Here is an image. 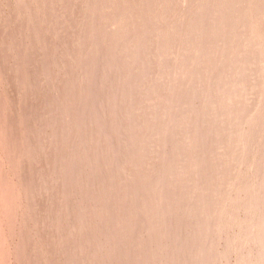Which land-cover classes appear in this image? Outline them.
I'll return each mask as SVG.
<instances>
[{"label": "rangeland", "instance_id": "374dc122", "mask_svg": "<svg viewBox=\"0 0 264 264\" xmlns=\"http://www.w3.org/2000/svg\"><path fill=\"white\" fill-rule=\"evenodd\" d=\"M227 1L0 0V264L257 263V260H254L259 257V252H264V242L260 243L259 239L257 240L261 233L259 228L260 233L258 231L256 233L255 219L258 212L256 208H251L252 212L245 211L244 204H248L250 199L256 197L253 195H257L263 198L258 201L257 208L263 209L264 205V189L262 190V187L259 186V177H257L260 167L257 169L256 164L259 163H255L259 162V159L261 162L264 156V145L260 144H264V131H262L264 127L259 124L264 117L259 122H257L259 117L256 119L257 121L254 120L258 123L257 125L254 121H251L253 123L249 121V117L256 118L258 111L262 110V105L264 109L261 99L263 95H261L260 89L262 88L260 81L264 73V57L260 58L259 62L256 61L255 66L253 65L257 70L251 67L247 75L248 79L233 88L234 96L227 85L221 91L213 90L214 92L212 91L206 96L209 98L212 94L209 102L213 103L210 102V108L214 110H210L209 104H205L207 107L201 105L204 102L200 100L199 93L209 85L215 87V83L219 81L217 78L223 77L221 72L224 75V80L229 77L227 79L229 81L230 77L239 70L241 66H239V59L243 54L244 39L254 46L255 54L258 49L264 47V16H262L264 0H240V4H235L233 16L243 15L245 19L239 28L241 34L238 32L240 35L237 34L238 40L234 39L233 41L237 49L235 51L234 48V53L226 58L228 59V62L225 61L227 62L226 67L225 62L223 63L225 57L220 56L221 53L217 51L220 48H217L211 53L210 62L207 59L209 63L204 60L198 62L194 75L186 70L188 68L190 71V66L195 63L196 59L204 56L208 45L210 46L216 41L213 35L204 34L201 36L194 32L200 25L197 12L203 7L209 9V7L218 6L219 12L223 14L225 9L221 5ZM258 11L262 13L260 16L257 15ZM143 26L146 30L138 38L137 28ZM156 28H160V30H155ZM205 29L208 30V25ZM177 31H180V35ZM222 34L226 33L223 31ZM99 38H102V42L96 43L95 40ZM127 39H133L130 46H127L128 48L126 44L129 42L125 41ZM134 39L139 41L138 46H140L139 43H142V47L144 44L143 49L141 46L140 49L136 46ZM233 42L232 45H234ZM122 43L124 47H121ZM133 44L139 49V54L146 52L145 54L149 57L145 54H136L137 49ZM119 49L120 51L124 50L126 55L124 56L122 51L118 52ZM129 49L132 51H130L131 53H136L130 55ZM116 51L118 55L115 56L113 54L117 53ZM111 52H113V56H108ZM127 53L132 60L127 57ZM251 53L249 52L248 55H255ZM136 55L139 56L136 58ZM140 56L146 57L141 59L144 65H141L142 61H139ZM220 58H224V60ZM133 59L137 61L136 63L139 62L137 66L141 65L143 68L137 67V70L133 66L135 65ZM161 59L163 65L160 63ZM164 61L167 62L166 68ZM202 61L204 65H202ZM122 62L134 64L128 66ZM228 63L232 64L231 67L227 66ZM116 64L120 65L119 68L122 72H119L120 69ZM124 64L129 68L121 67ZM110 65L115 68L109 67L110 74L103 76L102 70ZM215 65L220 68V72L218 70L219 74L216 73L215 76L213 73L210 77L209 72L212 73ZM159 66L164 73L159 71ZM141 70L144 73L140 72ZM139 72L141 75L143 74L142 78ZM159 72L160 77L158 76ZM186 72L191 75L190 78L193 76V79L187 77ZM130 73L135 79L138 78L135 77L138 75L140 78L135 81ZM130 76L129 80L126 79ZM209 77L213 78L211 80L214 81V84L211 83ZM122 79L126 81L125 84ZM130 79H134L133 81L138 84ZM127 80L129 92L125 88ZM188 81L191 82L188 83ZM207 84L209 85L207 86ZM186 85L192 86L190 88ZM186 87L189 88L187 91L192 89L190 94L200 98L198 100L202 103L197 101L199 104L195 101L196 106L191 102L183 106L179 102L173 103L172 99V102H169L172 104L165 108V103L163 105L161 100L168 98L170 91L178 93L181 88L186 90ZM236 88L238 90H235ZM184 90L178 94H183ZM148 91L150 94H147ZM120 92L123 93L119 94ZM176 92L171 94L173 98L177 94ZM213 93L216 101L220 97L217 101L218 104L212 100ZM117 94L124 95L126 98L122 96L118 99L119 95ZM178 94L174 101L179 98ZM229 94H231V101L226 99ZM105 96L111 99L106 101ZM109 96H113L115 99ZM206 97L204 96V100L208 99ZM221 97L226 100L223 102ZM116 99L119 103L113 101ZM104 100L105 103L102 102ZM221 101L223 105L227 101L226 106L228 107L224 105L223 108L241 110L242 114L239 116L243 118L239 117L238 120L236 119L237 121L230 120V118L225 119L227 116H222L220 111L223 108H219L223 106L220 104ZM103 103L107 105L104 106ZM92 104L96 107L99 106L100 109L103 108L97 112L96 117H93L95 123L94 121L90 122L79 132L78 127L85 120L87 111ZM190 104L194 105L193 109ZM215 106H218L217 109ZM176 110L183 111L180 113L182 117L178 119L175 127L170 128L169 125L168 129L166 128L168 131H163L164 129L161 127H163L165 119L173 116ZM192 110L194 111L192 112ZM197 110L200 112L202 110L201 114H198ZM219 111L220 113H218ZM215 112V117L219 115L220 119L213 117ZM111 114L114 115L112 121L109 120ZM204 114L212 116L206 118ZM260 114L261 112L259 116ZM201 117L208 122L205 121L204 126L202 124L204 131L201 129L202 126H200V130L196 126L200 123L198 121L202 120ZM221 117L225 121H232L233 125H230V121L229 125L227 121L223 124L222 120L224 119ZM198 118L201 119L198 120ZM217 120L221 121L219 123L222 127ZM247 120L251 124L249 122L246 124ZM156 121H160L162 124L160 122L158 124ZM217 126L221 130L224 127L228 134L224 129V132L221 133L227 136L229 133L233 135L232 133H235L237 129L239 131V128L243 129L240 130L246 132L243 142L247 139L245 142L251 143L250 147H248L249 144L246 147V143L241 146L223 144L222 142L227 141L228 137L225 136L227 139L221 138V130L216 134L218 130L215 129L214 132V128L218 129ZM194 128L200 132L195 134ZM121 130L122 132L119 134ZM160 130L162 131L160 132ZM163 132L167 136V145L164 146V150L158 143V141L161 143ZM95 135H98L97 141L94 140ZM218 137L223 141L219 143L216 140L219 139ZM179 139L182 140L181 143ZM249 139L251 140L249 141ZM211 142L212 144L215 142L213 148L210 145ZM174 143L181 145L176 156L171 153ZM109 145L113 148L116 147L119 151L111 153ZM224 146L228 148L225 150ZM201 147L202 149H199ZM107 148L109 152H107ZM137 148L141 151L140 156L135 158L138 160L128 159L130 153L136 151ZM204 148L206 150H203ZM158 151L161 153L160 157L157 156L159 155ZM186 161L188 163L185 168L178 174L169 175L170 170L167 171V169H170L171 166L179 167L182 162ZM252 161L254 162L251 163ZM212 163L219 168L222 165V176L215 171L209 172L208 167ZM154 166L155 169L156 167L160 168V170L157 169V171L159 170L157 176L163 184L156 192L160 193L162 189H166L168 196H176L174 199L176 201L173 200L175 203L172 201L173 205L169 204V208L166 206L163 214L157 210L159 219L151 220L152 215L145 216L142 224L128 226L126 212H130L134 207L140 205L141 201H132L131 205L128 203L127 206L124 205V197L120 196V200H118L117 193L124 192L125 196L134 185L135 178L141 175L145 176ZM244 174L247 175L246 178ZM253 179L254 181H252ZM115 180H117L118 192L115 195L107 193V186L115 184ZM209 182V189L206 190L203 187ZM247 182L249 186L253 185L252 188L249 187V189L251 188L249 192L246 191L248 189ZM253 188L255 190H252ZM155 193L152 194L153 199L144 200L147 204L151 202L148 204L151 205L150 207L156 203L158 193ZM92 197L96 198L95 202ZM121 202L122 204H120ZM190 204L193 208L200 206L199 211L192 214L191 208L187 207ZM203 204H208V208L202 210ZM110 206H114L111 209L114 219L113 222L105 224ZM232 212H235V215ZM176 215H183L181 224L176 221ZM233 215L237 217L235 218ZM165 216H169L170 221L168 222L169 233L166 231L167 234H164L163 241L159 240V232L153 236H143L146 229H150V232L152 229H161ZM203 218L209 219L211 223L213 220L214 225L212 223L211 228L196 237L193 235L194 228L192 223L190 224V220L202 221ZM231 221L233 222L231 223ZM251 221H254L255 226L249 223ZM183 222L188 223L185 225ZM218 223L227 225L222 226ZM174 225H179L178 227L181 228ZM173 228L179 231L177 237H175ZM245 230H250V233L248 234ZM113 243H117V245ZM191 244H194L195 247L185 253L187 246ZM203 246L206 248L204 255L201 253ZM106 249L109 250V257L104 258ZM225 249H229V252ZM150 250L153 253L156 252L157 255L152 256L149 253ZM178 251H182L180 255L184 258H173ZM259 261L257 264H264V259Z\"/></svg>", "mask_w": 264, "mask_h": 264}, {"label": "bare ground", "instance_id": "6f19581e", "mask_svg": "<svg viewBox=\"0 0 264 264\" xmlns=\"http://www.w3.org/2000/svg\"><path fill=\"white\" fill-rule=\"evenodd\" d=\"M177 1V0H176ZM179 1V0H178ZM240 0H236V1H231V0H228L227 1V3H224V4H222L221 6H222V8L223 9H225L224 10V12L225 13H223V14H221L220 12H219V9H218V6H214V7H209V9H206L205 7H203V8H201L200 10H199V12H197L198 14V21L200 22V25H199V28L198 29H196V30H194V32H196L197 34H199V35H204V34H209V36L210 35H213L215 38H216V41H214L213 42V44L211 43V45L209 46L208 45V47H207V49H206V51H205V53H204V56L203 57H198L197 59H196V61H195V63L192 65V66H190V71H188V68H186V70H187V72L188 73H193V75L195 74V72H196V70H197V65H198V62H200L201 60H204L205 62H207L209 59H210V56L212 55L211 53L212 52H214V50H216L217 48H220V49H217V51L218 52H220L221 54H220V56L221 57H225V60H224V58L223 59H221V60H224L223 61V63L225 62V61H227L228 59H226V58H229V55H231L232 53H234V48H235V51H236V47H235V44H234V39L236 40H238V37L240 36L239 34H238V32H239V28L243 25V21H244V19H245V16H241V15H238V16H236V17H234L233 16V14H232V12L235 10V6L236 5H238V4H240V2H239ZM183 2V1H182ZM225 2V1H224ZM154 4V3H153ZM236 4V5H235ZM132 7V6H131ZM158 11V10H157ZM219 13V15H217ZM221 14V15H220ZM262 13H260V11H258L257 12V15H261ZM252 15H253V13H252ZM262 16H264V14H262ZM210 22V23H209ZM254 24V23H253ZM208 25V30H206L205 29V27ZM205 26V27H204ZM129 27V26H128ZM164 27V26H163ZM182 27V26H181ZM129 29V28H128ZM146 30V28L143 26V27H141V28H137V32H136V35L138 36V38H140L139 37V35L141 34V33H143L144 31ZM155 30H160V28H156ZM136 31V30H135ZM223 31H224V33H226L225 35H223L222 33H223ZM178 32V34L180 33V31H177ZM240 33V32H239ZM239 36H238V35ZM241 34V33H240ZM133 35L135 36V34L133 33ZM180 35V34H179ZM137 36H135L136 38H137ZM238 36V37H237ZM130 38V37H129ZM132 38V37H131ZM137 38V39H138ZM143 39V38H142ZM130 40V39H129ZM128 39L127 40H125V41H128L127 43L128 44H126V42H124V44H126V47L128 46H130V42L133 40H130L129 41ZM135 40V42H136V46H138V42L139 41H137L136 39H134ZM141 40V39H140ZM144 40V39H143ZM142 40V41H143ZM215 40V39H214ZM245 40V42L243 43V45H242V52H243V54H242V57H241V59H239V61H240V64H239V70H237V72L234 74V75H232L231 77H230V80L229 81H227V79L229 78H226V80H224V75H222V72H221V76H223V77H218L217 79L219 80H217L218 82H216L215 83V87H212V86H210L209 84H207V86L208 87H204L201 91H200V95L199 96H201L200 98H198V97H194V94L193 95H191L190 93V91L192 90V89H190V91H187V89H189V88H187L188 86H190V85H186L187 87H186V90H184L183 88H181V90L180 91H182V90H184V93L182 94L181 93V95H179L178 93L180 92V91H178V93L176 92V91H170V96L168 97V98H166V99H162L161 101H163V103L161 102V101H159L160 103H162L163 105H164V103H165V108H167L168 107V105H171L172 103H170L169 104V102H172L173 101V103L174 102H179V104L180 103H182L183 104V106L184 105H188L189 104V102H191V103H195V101L197 102V101H199V102H201L200 100H202V102H204L203 104H201V105H205V104H209V108H210V105H211V103L209 102V98H210V100H211V97H212V94L210 95L211 97H206V96H208L209 95V93H212V91L214 90V91H216V92H219V91H221V89L222 88H224L226 85H227V87H230V91H231V93L233 92V88H235V87H237V85H241L242 83H244L248 78V73H249V70L251 69V67H254L256 64H257V62L256 61H258L259 62V60H260V58L262 59L263 57H264V47H262V48H260V49H258V52H256L257 54H255V50H254V46H252L251 44H250V42H247L246 41V39H244ZM95 41H97L96 43H99V42H102V38H99V39H96ZM141 41V42H142ZM261 41H262V37H261ZM134 41H133V43H135ZM143 42H145V41H143ZM232 42H233V44L234 45H232ZM140 44V46H141V44L142 43H139ZM145 44H146V42H145ZM258 44V43H257ZM133 46H135V44H133ZM135 46V47H136ZM140 46H138V48L140 47ZM121 47H124L123 46V43H122V46ZM127 47V48H128ZM131 47H132V43H131ZM142 47V46H141ZM143 47H144V44H143ZM143 47H142V49H143ZM137 47H136V49H137V53L136 52H134V53H131L132 51L130 50V49H132V50H135V49H133V48H130L129 50H128V53H130V55L131 54H139L140 53V51L138 52V50L140 49H138ZM141 49V50H142ZM220 50V51H219ZM254 50V51H253ZM122 51V50H121ZM120 51V49H119V51L118 52H121ZM131 51V52H130ZM117 52V51H116ZM118 52L117 53H115V54H113V55H118ZM127 52V51H126ZM142 52V51H141ZM143 52H144V50H143ZM217 52V53H218ZM251 53V54H255V55H251V56H249L248 55V53ZM112 53L113 52H111L110 54H108V56H111L112 55ZM125 52H124V50L122 51V54H124ZM127 53V57H129L130 55ZM146 52H144V54H145ZM142 55H144L143 53H141ZM141 54H139V55H141ZM149 54V53H148ZM152 54H154V53H152ZM112 55V56H113ZM121 55V54H120ZM126 54H124V56H125ZM129 55V56H128ZM139 55H136L135 57L137 58V56H139ZM147 54H145V56H146ZM108 56H107V58H108ZM133 56V55H132ZM144 56V58H146ZM148 56V55H147ZM127 57H125V58H127ZM141 57V56H140ZM139 57V61H142L144 58L143 57H141L140 58ZM149 57V56H148ZM231 57V56H230ZM129 58H131V57H129ZM135 58V59H136ZM143 58V59H142ZM142 59V60H141ZM208 59V60H207ZM211 59H212V57H211ZM128 60V59H127ZM131 60H132V58H131ZM136 60H138V59H136ZM136 60H134L133 59V61H135L134 63H135V65H133L135 68H139L140 69V67H141V65H144V64H142L143 63V61L141 62V65H139V66H137V64L139 63H136L137 61ZM133 61H131V62H133ZM147 61H148V59H147ZM162 61V59L160 60V63L163 65V63L161 62ZM232 61V60H231ZM237 61H238V59H237ZM236 61V62H237ZM131 62H129L128 64L126 63V62H122V63H126L128 66H129V64H134V63H131ZM145 62H146V60H145ZM144 62V63H145ZM159 62V61H158ZM209 62H210V60H209ZM209 62H207V63H209ZM218 61L216 60V63H217ZM220 62H222V61H220ZM228 62V61H227ZM227 62H225L224 63V65H225V67H226V63ZM235 62V63H236ZM119 63V62H118ZM147 63V62H146ZM159 63V65H161ZM167 63V62H166ZM166 63H165V61H164V66H165V68H166ZM168 63H169V61H168ZM202 63H203V61H202ZM216 63H214V64H216ZM256 63V64H255ZM200 64V63H199ZM206 64V63H205ZM211 64V63H210ZM218 64V66H220L219 65V63H217ZM216 64V65H217ZM109 65V64H108ZM117 65V64H116ZM126 65V66H127ZM202 65H204V63L202 64ZM213 65V64H212ZM215 65V66H216ZM221 65H223L222 63H221ZM223 65V66H224ZM230 65V63H228V65L227 66H229ZM232 65V64H231ZM231 65H230V67H231ZM254 65V66H253ZM112 65H110V66H107V67H105L102 71L103 72H101V74L103 73V76H108L109 74H110V72L108 71V69H109V67H111ZM118 66V65H117ZM116 66V67H117ZM120 66V65H119ZM119 66H118V68H119ZM123 66H125V64L124 65H121V67H123ZM126 66H125V68H126ZM127 66V68H129ZM145 66H147L146 64H145ZM144 66V67H145ZM163 66V67H164ZM237 66V65H236ZM130 67H132V66H130ZM208 67H210V66H208ZM222 67V66H221ZM224 67V70L226 69ZM111 68H113V67H111ZM115 68V67H114ZM113 68V69H114ZM117 68V69H118ZM138 68H137V70H138ZM143 67H141V69H142ZM159 68H160V66H159ZM158 68V69H159ZM255 68V67H254ZM113 69H111V70H113ZM117 69H115V70H117ZM120 69V68H119ZM118 69V70H119ZM124 69V68H123ZM200 69V68H199ZM213 69V68H212ZM220 68L219 67H215L214 69H213V71H212V73H210L209 72V74H210V77H211V74H215V76H216V73L217 74H219L217 71L219 70ZM222 69V68H221ZM227 69H228V67H227ZM110 70V69H109ZM126 70V69H125ZM124 70V71H125ZM130 70V69H129ZM131 70H133V69H131ZM137 70H134L135 72H137ZM209 70V69H208ZM223 70V69H222ZM252 70H254L253 68H252ZM255 70H257L256 68H255ZM108 71V74L106 73ZM127 71V70H126ZM125 71V72H126ZM133 71V72H134ZM160 72H163V70L161 71V68H160V70H159ZM119 72H122V70L120 69V71ZM128 72V71H127ZM132 72V73H133ZM134 72V73H135ZM140 72H143L144 73V71H140ZM140 72H139V74H140ZM160 72H159V74H158V76L160 75ZM187 72H186V74H187ZM219 72H220V70H219ZM229 72V71H228ZM251 72V71H250ZM113 73H115L114 72V70H113ZM112 73V74H113ZM116 73H118V72H116ZM132 73H130V75H132ZM146 73V72H145ZM164 73V72H163ZM163 73H161L162 75H163ZM100 74V75H101ZM104 74H107V75H104ZM120 74V73H119ZM126 74V73H125ZM127 74H129V73H127ZM224 74V73H223ZM264 74V73H263ZM262 74V80L260 81L261 82V85H262V88H260L261 89V95H263V97L261 98L262 99V103H264L263 101H264V75ZM99 75V76H100ZM122 75V74H121ZM136 75V74H135ZM141 75V74H140ZM143 75V74H142ZM141 75V78L143 77ZM145 75V74H144ZM176 75V74H175ZM188 75V74H187ZM201 75V74H200ZM102 76V75H101ZM126 76V75H125ZM189 76H191L190 74L187 76V77H189ZM212 76H214V75H212ZM214 76V77H215ZM219 76V75H218ZM229 76V75H228ZM135 77H138V78H140V76L138 75V76H135ZM160 77V76H159ZM170 77V76H169ZM175 77V76H174ZM210 77H209V79H210ZM227 77V76H226ZM129 78H131V76L130 77H127L126 79H128L129 80ZM132 78H134V76L132 75ZM138 78H134L135 79V81H137L138 80ZM190 78V77H189ZM100 79V78H99ZM107 79V78H106ZM105 79V80H106ZM133 79V80H134ZM155 79H157V78H155ZM175 79V78H174ZM190 79H193V76H192V78H190ZM211 79H213V78H211ZM210 79V80H211ZM221 79V80H220ZM261 79V78H260ZM122 80H124V79H122ZM128 80H127V86H125V88H127L126 90L128 91V89H129V83H128ZM131 81H133L132 79H130ZM173 80V79H172ZM189 80V79H188ZM209 80V81H210ZM102 81V80H101ZM125 81V80H124ZM154 81V80H153ZM215 81H216V79H215ZM134 82V81H133ZM133 82H131V83H133ZM139 82V81H138ZM155 82V81H154ZM189 82H191V81H188V83ZM214 82V81H213ZM212 82V80H211V83H213ZM259 82V83H260ZM124 84L126 83V81L125 82H123ZM135 84H138V83H136V82H134ZM214 84V83H213ZM212 84V85H213ZM193 85V84H192ZM191 85V86H192ZM229 85V86H228ZM244 85V84H243ZM130 86H131V84H130ZM191 86H190V88H191ZM247 86V85H246ZM184 87V86H183ZM242 86H240V89H242L241 88ZM193 88V87H192ZM239 88V87H238ZM123 89H124V87H123ZM122 89V91L124 92V90ZM226 89V88H225ZM130 90H132L131 88H130ZM147 90H149V89H147ZM175 90V89H174ZM227 90V89H226ZM235 90H238L237 88L235 89ZM127 91H125L126 93H127ZM150 91V90H149ZM148 91V92H149ZM213 91V92H214ZM122 92V93H123ZM129 92V91H128ZM171 92H173V93H171ZM177 93L178 95H179V98L177 99L176 98V100L174 101V98H175V96H177V94L176 95H174V98L171 96V94H174V93ZM193 92V91H192ZM223 92H224V90H223ZM240 92V91H239ZM121 92L119 93V94H122ZM126 93H125V96H126ZM236 93V92H235ZM242 93V92H241ZM119 94H117V95H119ZM133 94V93H132ZM147 94H150V92L149 93H147ZM151 94H152V92H151ZM214 94V93H213ZM220 94V93H219ZM227 94V93H226ZM243 94V93H242ZM127 95H128V93H127ZM130 95V94H129ZM145 95V94H144ZM169 95V94H168ZM217 95H218V93H217ZM222 95V94H221ZM232 95H233V93H232ZM123 97H125L124 95H122ZM122 96H120L119 95V98L118 99H120ZM146 96V95H145ZM148 96V95H147ZM167 96V95H166ZM165 96V97H166ZM204 96L206 97V98H208V99H206V100H204ZM214 96H215V94L213 95V99L212 100H214V101H216L215 99H214ZM223 96V95H222ZM234 96V95H233ZM232 96V98H234ZM106 97V96H105ZM109 97H112V99L114 98L115 99V97H113V96H109ZM129 97V96H128ZM127 97V98H128ZM131 97V96H130ZM164 97V96H163ZM172 97V98H171ZM217 97V96H216ZM215 97V98H216ZM218 97H219V95H218ZM226 97H228V98H226V99H230L231 98V94H229V96H226ZM241 97V96H240ZM117 98V97H116ZM126 98V97H125ZM220 98V97H219ZM219 98H218V100L217 101H219ZM222 99H223V97H221ZM109 99H111V98H108V96L105 98V100L106 101H109ZM123 99V98H122ZM130 99V98H129ZM173 99V100H172ZM198 99H200V100H198ZM221 99V100H222ZM225 98L223 99V102L226 100ZM241 99V98H240ZM102 101V102H106V101ZM172 100V101H171ZM232 99H230V101H231ZM111 102H115L116 101V103L118 102L119 103V101H117V99L116 100H110ZM125 101V100H124ZM216 101V103L218 104V102ZM236 101V100H235ZM113 102V103H114ZM199 102H197V103H199ZM201 102V103H202ZM222 101H221V103L220 104H222L223 103ZM227 102V101H226ZM226 102H225V107H228V106H226ZM104 103H103V105H104ZM112 103V104H113ZM196 103V104H197ZM237 103V102H236ZM96 104V103H95ZM109 104V103H108ZM176 104V103H175ZM193 104H190V105H192V109H193V107H194V105ZM200 104V103H199ZM199 104H197V105H199ZM213 104V103H212ZM102 105V106H103ZM107 104H105L104 106H106ZM110 105V104H109ZM159 105V104H158ZM163 105H162V107H163ZM167 105V106H166ZM201 105L198 107L199 108V110H200V107H201ZM207 105H205L206 107H207ZM214 105H216L215 103H214ZM223 105V104H222ZM224 105L222 106V107H219V108H223L224 107ZM120 107H121V104L119 105ZM181 106V105H180ZM179 106V107H180ZM196 106V105H195ZM204 106V107H205ZM242 106H244V105H242ZM261 106V105H260ZM99 107V106H98ZM98 107H96V105L94 106L93 104L91 105V107L88 109V111H87V114H86V118H85V120L82 122V124H80L79 125V127H78V129H79V132L86 126V125H88L90 122H92V121H94V116L95 115H97V112H100V110L103 108V107H101V109L100 108H98ZM160 107V105L158 106V108ZM161 107V108H162ZM185 107H187V106H185ZM211 107H213V106H211ZM216 108L215 109H217V107L218 106H215ZM112 108V107H111ZM111 108H109V109H111ZM161 108H160V110H161ZM181 108V107H180ZM197 108V109H198ZM229 108H230V106H229ZM232 108V107H231ZM240 108V107H239ZM107 109V108H106ZM164 109V108H163ZM183 109H185V108H183ZM187 109V108H186ZM185 109V110H186ZM189 109H191V107H189ZM224 109V111L222 112V110ZM222 110H220L221 111V115L222 116H227L225 119H229L230 118V120H233L234 119V121L237 119H239V117H242V116H239L240 114H242L241 113V110L239 111V109L237 110V111H235L236 109L235 108H233V109H227V108H223ZM241 109V108H240ZM166 110V109H165ZM164 110V111H165ZM172 110H173V108H172ZM196 110V109H195ZM199 110H197V113L199 114H201V112H202V110H201V112L199 111ZM204 110V109H203ZM210 110L212 111V110H214L213 108H210ZM264 109H263V105H262V110H260V112H261V114H260V116H259V111H258V114H256V118L255 119H253V116H252V118L251 117H249L250 118V122L251 121H257L256 119L259 117V120L257 121V122H259V121H261L262 119H263V117H264V111H263ZM115 111V110H114ZM190 111V110H189ZM189 111H187L188 113H189ZM194 110H192V112H193ZM210 111V112H211ZM220 111L218 112V113H220ZM181 112H183V111H175V114L173 115V116H171V117H169L168 119H165V123L164 124H162L160 121H156L158 124H159V122H160V124H162V126L163 127H161V128H163L164 130L163 131H168V130H166V128L169 126L170 128H173V127H175L176 126V122L178 121V119H180L182 116V114H180ZM205 112H208V111H205ZM168 113V112H167ZM166 113V114H167ZM171 113V112H170ZM218 113H217V115H218ZM158 114H159V112H158ZM165 114V113H164ZM193 114V113H192ZM194 114H196V113H194ZM193 114V115H194ZM203 114V113H202ZM211 114L213 115V113L211 112ZM254 114V113H253ZM197 115V114H196ZM205 115V114H204ZM210 115V114H209ZM212 115H210V116H212ZM215 115H216V112H215V114H214V118H216L217 119V117L219 116H217V117H215ZM258 115V116H257ZM161 116H162V114H161ZM202 116V115H201ZM210 116H204V117H210ZM96 117V116H95ZM114 117V115H112L111 114V116H109V120H111L112 121V118ZM193 117V116H192ZM200 117V116H199ZM220 117V116H219ZM218 117V118H219ZM246 117V116H245ZM248 117V116H247ZM152 118V117H151ZM159 118V117H158ZM164 118V117H163ZM185 118V117H184ZM202 118V117H201ZM200 118V119H201ZM205 118V119H206ZM222 118V117H221ZM243 118V117H242ZM262 118V119H261ZM127 119V118H126ZM133 119V118H132ZM187 119V118H186ZM197 118H196V116H195V120H196ZM199 118H198V120H200ZM215 119V120H216ZM220 119V118H219ZM222 119H224V118H222ZM221 119V120H222ZM225 119L224 120H222L223 121V124H224V122H226L225 121ZM252 119V120H251ZM261 119V120H260ZM108 120V121H109ZM157 120V119H156ZM162 120V119H161ZM184 120V119H183ZM193 120V119H192ZM191 120V121H192ZM229 120V121H230ZM236 120V121H237ZM247 120V122H246V124L249 122ZM107 121V120H106ZM151 121V120H150ZM180 121V120H179ZM205 121L207 122V120H204L203 118H202V120H200V121H198V122H200L198 125H196L197 126V128H199V130H200V126H202V124H203V126H204V123H205ZM220 121V120H219ZM219 121L217 120V122L219 123ZM229 121H227V123L229 122ZM243 121V120H242ZM241 121V122H242ZM254 121V123H255V125H257L258 123L257 122H255ZM263 121V122H262ZM261 121V123L259 122V124H261V126L262 127H264V125H262V123H264V119ZM110 122V121H109ZM108 122V123H109ZM123 122V121H122ZM156 122H155V124H156ZM197 122V121H196ZM217 122H215L216 124H217ZM221 122V121H220ZM232 121H230V125L232 124L231 123ZM249 122V123H250ZM94 123H95V121H94ZM102 123H104L103 121H102ZM107 123V124H108ZM208 123V122H207ZM251 123H253V122H251ZM250 123V124H251ZM106 124V125H107ZM215 124V125H216ZM220 124V123H219ZM234 124H236V123H234ZM195 125V124H194ZM218 125V124H217ZM228 125H229V123H228ZM233 125V124H232ZM254 125V126H255ZM128 126V125H127ZM127 126H126V128H127ZM203 126H202V130L204 131V128H203ZM220 126H221V124H220ZM225 126H227V125H225ZM253 126V125H252ZM260 126V125H259ZM129 127V126H128ZM184 127V126H183ZM188 127V126H187ZM190 127V126H189ZM206 127V126H205ZM218 127V126H217ZM222 127V126H221ZM197 128H194V133L196 134L197 132H200V131H198L197 130ZM207 128V127H206ZM220 127H218V129L217 128H214V132L216 131V130H218V132H216V134L217 133H219V131L221 130V128L219 129ZM227 128V127H226ZM123 129V128H122ZM124 129H125V126H124ZM128 129V128H127ZM152 129V128H151ZM160 129V128H159ZM168 129V128H167ZM216 129V130H215ZM223 129H224V131L226 132V130H225V128L223 127ZM223 129L220 131V133L223 131ZM228 129V128H227ZM235 129V128H234ZM234 129H232L233 131H234ZM250 129V128H249ZM254 129V128H253ZM258 130H259V128H257ZM256 129V130H257ZM261 129V128H260ZM155 130V129H154ZM171 130V129H170ZM188 130H190V129H188ZM201 130V131H202ZM211 130H213V129H211ZM229 130V129H228ZM240 130H243V129H240L239 128V131H238V129H237V133L235 132V133H232L233 135H230V133H229V136H227L226 134H222V137L221 138H226L225 136H227L228 137V139H227V141H224V142H222L223 140L221 139L220 140V138L219 139H216V140H218V142L220 143V142H222L223 144L225 143V145H227V146H231V144H235V145H239V146H241L243 143H244V145H245V141L247 140H245L244 142H243V140L245 139L244 137H245V135H246V132L245 131H240ZM257 130V131H258ZM162 130H160V132H161ZM206 131H208V130H206ZM223 131V132H224ZM231 131V130H230ZM229 131V132H230ZM261 131V130H260ZM262 131H264V130H262ZM120 132H122V130L121 131H119V134H120ZM131 132V131H130ZM186 132H187V129H186ZM211 133H212V131H210ZM213 132V133H214ZM250 132V131H249ZM112 133V132H111ZM127 133H128V131H127ZM202 133H204V132H202ZM227 134H228V132H226ZM256 133V132H255ZM260 133H262V132H260ZM264 133V132H263ZM262 133V134H263ZM160 134V133H159ZM163 136L161 137V138H159V139H161V143H160V141H158V143H159V145L161 146V148L163 149V148H165L166 146L165 145H167V142H166V133L165 132H163ZM181 134V133H180ZM183 134V133H182ZM209 134V133H208ZM215 134V133H214ZM213 134V135H214ZM221 134H220V136H221ZM235 134V135H234ZM259 134V133H258ZM115 135V134H114ZM113 135V136H114ZM124 135H127V134H125L124 133ZM212 135V134H211ZM248 135V134H247ZM252 135V134H251ZM261 135V134H260ZM96 136V135H95ZM215 137H216V135H214ZM213 136V137H214ZM224 136V137H223ZM128 137V136H127ZM184 137H185V135H184ZM214 137V138H215ZM260 137V136H259ZM263 137V136H262ZM93 138H94V136H93ZM105 138V137H104ZM106 138H107V135H106ZM105 138V139H106ZM181 138V137H180ZM259 139V138H258ZM262 139V138H261ZM94 140H98V135L96 136V138L94 139ZM140 140V139H139ZM179 140H181V139H179ZM184 140V139H183ZM220 140V141H219ZM251 139H249V141H250ZM127 141V140H126ZM129 141V140H128ZM141 141V140H140ZM190 141V140H189ZM260 141V140H259ZM139 142V141H138ZM179 142V141H178ZM182 142V140L180 141V143ZM209 142V141H208ZM248 142V141H247ZM263 142H264V140H263ZM126 143H128V142H126ZM130 143V142H129ZM157 143V144H158ZM215 142H213V144H214ZM258 143V142H257ZM260 143V142H259ZM131 144V143H130ZM213 144H212V142H211V144L210 145H212V148H213ZM216 144H218V143H216ZM249 144V145H248ZM246 143V147H247V145H248V147H250V145H251V143ZM256 144V143H255ZM261 145H264L263 143H260ZM129 145V144H128ZM140 145V144H139ZM209 145V146H210ZM258 146H259V144H257ZM260 145V146H261ZM141 146V145H140ZM159 146V147H160ZM165 146V147H164ZM189 146V145H188ZM215 146V145H214ZM223 146V145H222ZM225 147V150H226V148H228V147ZM123 147H124V145H123ZM183 147V146H182ZM205 147V146H204ZM208 147V146H207ZM223 147V148H224ZM233 147V146H232ZM245 147V146H244ZM254 147H255V145H254ZM118 148H120V147H118ZM188 148V147H187ZM206 148V147H205ZM203 149V150H206V149ZM230 148V147H229ZM239 148V147H238ZM242 148V147H241ZM240 148V149H241ZM260 148V147H259ZM160 149V148H159ZM180 149H181V145H178V144H176V143H174L173 145H172V147H171V153H172V155H175L176 153H179V151H180ZM184 149V148H183ZM182 149V150H183ZM199 149H202V147L201 148H199ZM209 149L211 150V148L209 147ZM245 149V148H244ZM244 149H242V150H244ZM249 149V148H248ZM251 149H252V147H251ZM257 149V148H256ZM263 149H264V147H263ZM118 149L115 147V148H113L112 146H110L109 145V151L112 153H114L115 151H117ZM161 150V149H160ZM164 150V149H163ZM208 150V149H207ZM232 150V149H231ZM262 150V149H261ZM108 151V148H107V152H109ZM119 151V150H118ZM147 151V150H146ZM245 151V150H244ZM264 151V150H263ZM205 152H207V151H205ZM209 152V151H208ZM253 152V151H252ZM255 152V151H254ZM262 152V151H261ZM125 153V152H124ZM123 153V154H124ZM141 153V151L140 150H138V148L136 149V151H133L132 153H130V155H129V157H128V159H135V158H137V156L139 155ZM158 153H159V151H158ZM191 153H192V151H191ZM248 153V152H247ZM250 153V152H249ZM86 154V153H85ZM84 154V155H85ZM126 154V153H125ZM193 154V153H192ZM264 154V153H263ZM160 155H161V153H159V155H157V156H159L160 157ZM140 156V155H139ZM176 156V155H175ZM261 157H262V154L260 155ZM255 157H256V155H255ZM264 157V156H263ZM263 157H262V159H261V162H260V159H259V162H255V163H259V164H256L257 166H255V167H257V169L259 168V174H258V176L257 177H259V186H261L262 187V190L264 189V159H263ZM127 158V157H126ZM135 160H138V159H135ZM130 161V160H129ZM254 161H256V160H254ZM254 161H252L251 163H253ZM258 161V160H257ZM131 162V161H130ZM175 162V161H174ZM226 162V161H225ZM188 162L186 161L185 163L184 162H182L181 163V166H171V168L170 169H167V171L168 170H170L169 172H170V174L169 175H174V174H178L179 173V171H181L183 168H185V165L187 164ZM250 164V163H249ZM219 165V164H218ZM247 165V164H246ZM255 165V164H254ZM222 166V165H221ZM221 166H220V168L216 165V164H214V163H212V164H210L209 165V167H208V169H209V172H211L212 173V171H215L216 173H218V175H223L222 173V169H221ZM253 167V166H252ZM168 168V167H167ZM225 168V167H224ZM223 168V169H224ZM157 169H159L160 170V168H158V167H156V169H155V166H154V168H152L151 170H149L148 172H147V174L145 175V176H143V175H141V176H137L136 178H135V183H134V185L130 188V190H129V192L127 193V194H125V196H124V192L123 193H119L118 192V189H117V180H115L116 182H115V184H112V185H110V186H107V193H109V194H113V195H115V193L116 192H118L117 194H118V196H119V198H118V200H120V196L121 197H124L123 199V202H124V205H127L128 203L130 204V203H132V201H136V200H140L141 201V203H140V205H138V206H136V207H134L130 212H126L127 214V225L128 226H136V225H138V224H140L141 222H143V219H144V217L146 216V217H150L151 215H152V218H151V220H155V219H159L160 218V216L158 215V213H157V210H160V213L161 214H163L164 213V211H165V207L167 206L168 208H169V206L170 205H173V204H171V202L174 200V199H176V196H173V197H171V196H168L167 195V190L166 189H162L161 190V192L159 193V192H156L157 190H158V188L159 187H161V186H163V184H161V181L159 180V178H158V171H157ZM226 169H227V167H226ZM226 171V170H225ZM225 171H224V173H225ZM247 171V170H246ZM246 171H244V172H246ZM242 174V173H241ZM247 174V173H246ZM134 176V175H133ZM160 176V175H159ZM192 176V175H191ZM247 176V175H246ZM246 176H245V174H244V177L246 178ZM241 177H243V176H241ZM250 177V176H249ZM248 177V178H249ZM247 178V179H248ZM167 179V178H166ZM240 179V178H239ZM244 179V178H243ZM246 180V179H245ZM240 181V180H239ZM246 181H249V180H246ZM245 181V182H246ZM252 181H254V179L252 180ZM256 181V180H255ZM244 182V183H245ZM250 182V181H249ZM161 184V185H160ZM247 184H248V182L246 183V186H247ZM250 185H251V183H250ZM209 186H210V182H209V184L207 183V185H205L203 188H205L206 190H208L209 189ZM241 186V185H240ZM239 186V187H240ZM243 186V185H242ZM252 186L253 185H251V186H249V184H248V189L246 190V191H248L249 192V190H251V188H252ZM109 187V188H108ZM165 187H167V186H165ZM249 187H251L250 189H249ZM82 188V187H81ZM243 188H245L244 186H243ZM243 188H241V189H243ZM240 189V188H239ZM259 189V188H258ZM252 190H255L254 188L252 189ZM124 191V190H123ZM244 191H245V189H244ZM245 191V192H246ZM256 191H257V189H256ZM260 191V190H259ZM259 191H258V195H259ZM158 193V196H157V200H155L156 201V203H155V205L153 206V207H150L151 205H148V204H150L151 202H148V204L146 203V202H144V200H146V201H149V199H151L152 198V194H154V193ZM217 192H218V189H217ZM155 193V194H156ZM181 193V192H180ZM253 193V192H252ZM256 194H257V192H256ZM179 195V194H178ZM261 195V194H260ZM156 196V195H155ZM230 196V195H229ZM253 196H256V197H251L252 199H250V202L248 203V201H247V203L248 204H244L245 206V211L246 210H249V211H247V212H252L250 209L251 208H256V211L258 212H256L255 214L257 215V218L255 219L256 220V226H257V230H256V233H257V231L260 233V231H261V233H260V237L259 236H257L258 234H256V236L257 237H259V238H257V240L259 239V242L260 243H263L264 242V205L262 206L263 207V209L261 208H257V206H258V204H259V200H261V199H263L262 197H260V196H257V195H253ZM179 197V196H178ZM177 197V198H178ZM93 198V202H95L96 201V198L95 197H92ZM153 199V198H152ZM179 199V198H178ZM121 200H122V198H121ZM174 201H176V200H174ZM172 202V203H175V202ZM179 201V200H178ZM264 201V200H263ZM117 202V201H116ZM115 202V203H116ZM120 202V201H119ZM231 203V202H230ZM120 204H122V202L120 203ZM153 204V203H152ZM170 204V205H169ZM229 204V203H228ZM264 204V203H263ZM131 205V204H130ZM129 205V206H130ZM169 205V206H168ZM208 205V204H207ZM206 204H203L202 205V210H205V209H207L208 208V206H207ZM120 206V205H119ZM128 206V205H127ZM243 206V205H242ZM114 206H110V210L107 212V221L105 222V224H107V223H110V222H113V219H114V215L112 216V212H111V209L113 208ZM187 207H189V208H191V213L192 214H194L197 210L199 211V209H200V206L198 207V208H193V206L190 204V205H187ZM196 207V206H195ZM243 207V208H244ZM131 208V207H130ZM233 208V207H232ZM124 209V208H123ZM259 211H258V210ZM243 210V209H242ZM128 211V210H127ZM232 211H234V210H232ZM237 211V210H236ZM229 212V211H228ZM254 212H255V209H254ZM234 215H235V212H232ZM148 214V215H147ZM229 214V213H228ZM77 215V214H76ZM173 215V214H172ZM229 215H231V214H229ZM233 215V217H235ZM227 216V215H226ZM119 217H120V215H119ZM229 217V216H228ZM231 217V216H230ZM232 217V218H233ZM237 217V216H236ZM235 217V218H236ZM256 217V216H255ZM130 218V219H129ZM170 218H169V216H165L164 218H163V225H162V228L161 229H159V230H156V229H152V231L150 232V229H146L145 230V232H144V235L143 236H145V237H147L148 235H150V236H153L156 232H159L158 233V237H159V240L160 239H162V240H160V241H163L164 239H165V235L167 234V232H168V228H169V220ZM175 219H176V221L177 222H179L180 224L182 223V221H183V215H176L175 216ZM186 219V218H185ZM145 220V219H144ZM173 220H174V218H173ZM215 220V219H214ZM224 220V219H223ZM228 220V219H227ZM227 220H225L226 222H227ZM254 220V221H255ZM124 221V220H123ZM157 221V220H156ZM175 221V222H176ZM187 221V220H186ZM191 222H190V224L192 223V225H193V228H194V230H193V232H194V236H196V237H198V235L199 234H201L202 235V233H204V231H206V230H208L209 228H211V224L213 223V225H214V222H213V220H212V223L209 221V219H205V218H203L202 219V221L201 220H197V221H194V220H190ZM235 221V220H234ZM253 221V222H254ZM174 222V221H173ZM188 222H189V220H188ZM188 222H186V223H184L185 225L188 223ZM216 222V221H215ZM233 221H231V223H232ZM252 221L251 222H249V223H251L252 224V226L254 225L255 226V224L253 223ZM172 223V222H171ZM217 223V222H216ZM220 223V222H219ZM218 223V224H219ZM221 223H222V221H221ZM224 223V222H223ZM142 224V223H141ZM219 225H227V224H219ZM230 225V224H229ZM246 225V224H245ZM248 225V224H247ZM250 225V224H249ZM147 226V225H146ZM175 226V225H174ZM179 226V225H178ZM178 226H175V227H178ZM244 226V225H243ZM147 227H149V226H147ZM182 227H184L185 228V226L184 225H182ZM190 227V226H189ZM178 228H181V227H178ZM184 228H182L183 230H184ZM246 228V226L244 227V229ZM248 228H250V227H248ZM253 229H255L254 227H252ZM252 228H251V230H252ZM260 229V231H259V229ZM173 229H175V228H173ZM187 229V228H186ZM192 229V228H191ZM242 229V228H241ZM180 230V229H179ZM167 231V232H166ZM175 231V237H177L178 236V234H179V231H177L176 229L174 230ZM182 231V230H181ZM185 231V230H184ZM183 231V232H184ZM242 231V230H241ZM245 231H247V230H245ZM250 231V230H249ZM249 231H247V233L249 234L250 232ZM253 231V230H252ZM166 232V233H165ZM169 233V232H168ZM182 233V232H181ZM253 233V232H252ZM255 233V232H254ZM253 233V234H254ZM162 234V235H161ZM165 234V235H164ZM174 234V233H173ZM245 234V233H244ZM156 235V234H155ZM181 235V234H180ZM179 235V236H180ZM246 236V235H245ZM251 236V235H250ZM157 237V236H156ZM158 239V238H157ZM176 239V238H175ZM174 241V240H173ZM229 241V240H228ZM227 241V242H228ZM233 242H235V241H233ZM196 243V242H195ZM257 244H258V242H256ZM113 244H116L117 245V243H113ZM230 245V244H229ZM229 245H228V247H229ZM259 245V244H258ZM264 245V244H263ZM236 246V245H235ZM238 246V245H237ZM261 246V245H260ZM111 247H113V246H111ZM110 247V248H111ZM193 247H195V245L194 244H191V245H189V246H187V249H186V251H185V253L186 252H188V251H190ZM206 247L208 248V245H206ZM227 247V248H228ZM231 247H232V245H231ZM196 248H197V246H196ZM195 248V249H196ZM235 248V247H234ZM234 248H233V250H234ZM108 249H109V247H108ZM108 249H106L107 251H106V253H105V255H104V258H107V257H109L108 256V252H109V250ZM185 249V248H184ZM194 249V250H195ZM199 249H200V247H199ZM229 249H231V248H229ZM229 249L227 250V249H225V250H227L228 252H229ZM197 250V249H196ZM262 250V249H261ZM193 251V250H192ZM205 251H206V248H205V246H203V249H201V253H202V255H204L205 254ZM226 251V252H227ZM241 251V250H240ZM180 252H182V251H178L177 253H176V255H175V257H173V258H184L182 255H180ZM208 252V251H207ZM222 252H225V251H222ZM263 252V251H262ZM261 251L259 252V257H257V259H255L254 261H256L257 260V263H258V261L259 260H263L264 259V252L262 253ZM152 256H155V255H157L156 254V252L155 253H153L152 252V250H150V252H149ZM237 253V252H236ZM262 253V254H261ZM226 254V253H225ZM240 254H242V253H240ZM260 262V261H259ZM245 263V262H244ZM256 263V264H257ZM255 264V263H254Z\"/></svg>", "mask_w": 264, "mask_h": 264}]
</instances>
